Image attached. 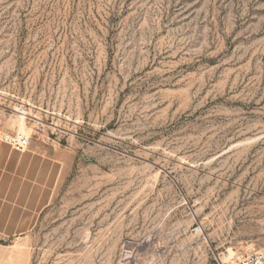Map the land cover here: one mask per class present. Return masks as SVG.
Instances as JSON below:
<instances>
[{"label":"rangeland","instance_id":"rangeland-1","mask_svg":"<svg viewBox=\"0 0 264 264\" xmlns=\"http://www.w3.org/2000/svg\"><path fill=\"white\" fill-rule=\"evenodd\" d=\"M21 113L63 170L0 264L264 251V0H0V138Z\"/></svg>","mask_w":264,"mask_h":264},{"label":"crops","instance_id":"crops-1","mask_svg":"<svg viewBox=\"0 0 264 264\" xmlns=\"http://www.w3.org/2000/svg\"><path fill=\"white\" fill-rule=\"evenodd\" d=\"M62 170L54 154L35 143L21 153L0 138V246L33 230L54 199Z\"/></svg>","mask_w":264,"mask_h":264},{"label":"built area","instance_id":"built-area-1","mask_svg":"<svg viewBox=\"0 0 264 264\" xmlns=\"http://www.w3.org/2000/svg\"><path fill=\"white\" fill-rule=\"evenodd\" d=\"M2 142L11 146L14 151L26 152L31 148V138L17 134H7L1 138ZM194 231L201 234L202 229L200 225L195 226ZM215 261L218 264H264V251L248 248L246 252L240 256L233 257L230 252L226 250L221 253Z\"/></svg>","mask_w":264,"mask_h":264},{"label":"bare ground","instance_id":"bare-ground-1","mask_svg":"<svg viewBox=\"0 0 264 264\" xmlns=\"http://www.w3.org/2000/svg\"><path fill=\"white\" fill-rule=\"evenodd\" d=\"M25 111V110H24ZM22 113H24L23 111H22ZM21 113V116L20 117H18L19 118V126H18V130L20 131V133L19 134H21V135H24V136H27L28 137V135H29V132H30V128L27 126V124H26V116H24V114H22ZM27 113V112H26ZM19 116V115H18ZM35 119H37V118H35ZM39 119V118H38ZM38 123V122H37ZM229 252H230V254H231V256H233V257H238V256H240V255H237V253H235V252H233L232 250H228Z\"/></svg>","mask_w":264,"mask_h":264}]
</instances>
